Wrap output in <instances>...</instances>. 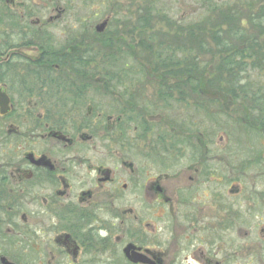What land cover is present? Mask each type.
<instances>
[{"label":"flooded vegetation","instance_id":"obj_1","mask_svg":"<svg viewBox=\"0 0 264 264\" xmlns=\"http://www.w3.org/2000/svg\"><path fill=\"white\" fill-rule=\"evenodd\" d=\"M43 10L0 0V264H264V190L193 133V113L220 128L221 96L140 77L138 14L98 33Z\"/></svg>","mask_w":264,"mask_h":264},{"label":"rangeland","instance_id":"obj_2","mask_svg":"<svg viewBox=\"0 0 264 264\" xmlns=\"http://www.w3.org/2000/svg\"><path fill=\"white\" fill-rule=\"evenodd\" d=\"M211 1L219 3H233L236 1L241 3L246 0H43V12L45 13L46 18L47 15H50V13H55L53 9L56 4L61 7H65L66 14L68 15L64 18V20L70 19L72 28L77 30L79 29V25H84L86 22L91 23L94 26L96 23H99L106 17H111V20H114L116 16H130L132 14L130 19H134L137 18L138 14L139 18H141L140 30L142 33L140 34V40L137 37H135V40L139 42V50H137L141 53H144L146 51L153 52V50H155L154 47L158 46L159 42L160 47L161 45H164L165 42L161 41L163 37H166V39L170 41V36L178 33L175 31L176 25L180 23L187 25L189 22L197 20L201 13L204 12L203 6ZM252 2L253 3L250 4L251 6H254L255 9L264 8V3L262 0H253ZM162 13H167V17L172 18V20H143V16H147V18H149L148 15H151L152 18L154 14L158 15ZM177 19L182 20L179 21ZM150 30L155 31L156 38L153 39V37L150 36L153 35L152 33L149 35ZM153 40H155V42ZM206 41L208 45L212 47V41L209 38H207ZM190 50L193 53L199 52L196 46H190ZM198 56L202 63L208 61L211 58L209 55L205 54H200ZM129 61H132L131 58L128 60V62ZM246 61L250 62V60ZM208 65L210 64H207V66ZM256 66L257 67H254L256 68L255 70L248 69V72L245 73L246 78L243 79L242 82L247 80L254 81L255 79L258 83H264V62L257 63ZM158 72L161 71L159 70ZM215 77H218L217 74H215ZM167 78L179 79L178 76ZM214 80L216 81L217 79ZM214 90L215 89L212 91ZM208 94L218 96L219 93L213 94V92L209 91ZM203 95L206 96V93ZM241 97L242 98L238 97L237 99H232L230 97L231 99L229 98L226 101H222L220 98L221 103L223 104V106L219 105L218 107V109L221 111V126L220 128L216 127L217 130L214 128V132L212 131L213 129L211 122H209L205 117L203 118V115L198 116L197 114L196 116L193 113L191 118L196 120L199 119L201 121L200 128L193 133L202 134L201 137L203 145H208L211 152L216 151L215 149H217L219 157H221L225 162L229 164L231 162L235 163L237 168L236 173H246L251 180L254 191H258V193H260L264 190V129L261 128L255 130L248 124L245 125L244 122L248 119H251V124L254 127L255 124L261 125V119L255 118L254 115L257 112H255L254 109L257 108V105H254L252 102H250V97ZM193 100L197 101L198 98L189 99V105L194 104ZM262 104H264V98L261 101L260 106ZM223 108L227 109L225 110L230 114L229 116L235 115L233 118H230L232 120L229 121V123H226L225 121L223 122ZM189 115L190 112L188 110V116ZM226 121L228 122V120ZM248 126L252 129L248 130ZM194 135V139L190 140V145H197V134ZM213 145H215L214 150ZM232 145L239 146L234 151ZM211 155H213V152L210 154V156ZM222 172L228 173V170H225L224 168ZM249 220L253 225V228L250 229V235L248 238L251 239L252 243L260 242L259 239L261 238V233H259V229L255 226L258 225L260 227L262 224H264V213L262 209H257V207L256 209L253 208L252 211L249 212ZM238 263H241V261ZM252 264L261 263L253 262Z\"/></svg>","mask_w":264,"mask_h":264},{"label":"trees","instance_id":"obj_3","mask_svg":"<svg viewBox=\"0 0 264 264\" xmlns=\"http://www.w3.org/2000/svg\"><path fill=\"white\" fill-rule=\"evenodd\" d=\"M252 1H211L203 6L204 12L197 20L187 25H176L175 31L178 33L170 37L171 43L167 44L166 49L141 53L142 61L149 68L140 69V77L178 76L188 81L186 85L189 94H208L210 91L213 94L219 93L222 101L230 97H250V102L257 105L256 109L259 110L264 98V83H258L255 79L242 82L248 69L255 70L257 63L264 62V8L255 9L250 4ZM207 38L212 41V47L208 45ZM162 46L165 47V44ZM190 46H196L199 52L193 53ZM200 54L211 58L202 63L198 56ZM225 109L222 114L230 118ZM256 109L255 118L262 119V114ZM206 114L212 121V113Z\"/></svg>","mask_w":264,"mask_h":264},{"label":"water","instance_id":"obj_4","mask_svg":"<svg viewBox=\"0 0 264 264\" xmlns=\"http://www.w3.org/2000/svg\"><path fill=\"white\" fill-rule=\"evenodd\" d=\"M105 26H106V21H102L100 23H98L96 26H95V30L96 32L98 33H101L104 29H105ZM4 261V260H3ZM8 263V262H7Z\"/></svg>","mask_w":264,"mask_h":264}]
</instances>
